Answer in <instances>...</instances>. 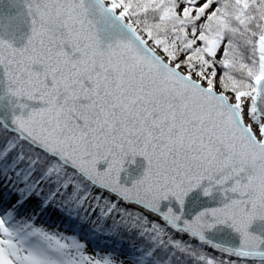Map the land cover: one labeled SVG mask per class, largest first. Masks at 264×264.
<instances>
[{
  "label": "snow or ice",
  "instance_id": "snow-or-ice-1",
  "mask_svg": "<svg viewBox=\"0 0 264 264\" xmlns=\"http://www.w3.org/2000/svg\"><path fill=\"white\" fill-rule=\"evenodd\" d=\"M0 182V264H264V0H0Z\"/></svg>",
  "mask_w": 264,
  "mask_h": 264
},
{
  "label": "trees",
  "instance_id": "trees-1",
  "mask_svg": "<svg viewBox=\"0 0 264 264\" xmlns=\"http://www.w3.org/2000/svg\"><path fill=\"white\" fill-rule=\"evenodd\" d=\"M61 230H63V226L61 227ZM106 243L115 249V253L118 259H125V264H128V260L131 259V256L128 255L125 258V256H121L120 253H121V250L127 253L128 250L131 248L133 241H131L129 237H116L115 240H109ZM104 244H105V241L101 240V245H100L101 248H103Z\"/></svg>",
  "mask_w": 264,
  "mask_h": 264
},
{
  "label": "rangeland",
  "instance_id": "rangeland-1",
  "mask_svg": "<svg viewBox=\"0 0 264 264\" xmlns=\"http://www.w3.org/2000/svg\"><path fill=\"white\" fill-rule=\"evenodd\" d=\"M6 194H7V189L3 187V183L0 182V195H6Z\"/></svg>",
  "mask_w": 264,
  "mask_h": 264
}]
</instances>
